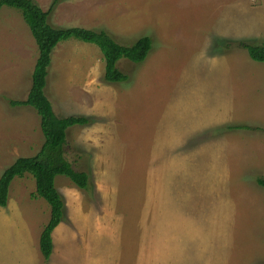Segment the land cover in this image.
Here are the masks:
<instances>
[{"label": "rangeland", "instance_id": "374dc122", "mask_svg": "<svg viewBox=\"0 0 264 264\" xmlns=\"http://www.w3.org/2000/svg\"><path fill=\"white\" fill-rule=\"evenodd\" d=\"M32 1L53 28L103 30L122 46L152 41L142 63L118 61L124 83L104 81L94 45L70 39L51 54L44 91L56 116L89 118L67 130L64 150L94 187L55 178L62 228L79 234L56 247L55 264H264V64L239 46L264 44V0ZM37 56L21 14L2 7L0 175L44 141L36 112L9 105L26 99ZM34 191L29 174L9 186L0 264H49L39 235L50 208ZM85 213L107 218L101 244L114 256L87 254L69 222ZM157 221L172 235L165 247L148 232Z\"/></svg>", "mask_w": 264, "mask_h": 264}, {"label": "trees", "instance_id": "16d2710c", "mask_svg": "<svg viewBox=\"0 0 264 264\" xmlns=\"http://www.w3.org/2000/svg\"><path fill=\"white\" fill-rule=\"evenodd\" d=\"M2 7L14 9L21 14L38 50L26 99L11 100L9 105L30 107L36 112L40 118V131L44 141L36 155L17 158L0 175V207L4 208L7 205L9 186L15 178H22L26 174L32 176L35 191L31 198L44 200L50 208L49 220L39 236V251L47 261L52 253L51 234L65 218L64 199L55 187V178L63 176L85 192L94 189L88 172L76 170L67 159L64 150L67 144V130L74 126L87 125L90 122L89 118L56 116L44 91L51 54L59 43L70 39L94 45L104 61V81L111 84L124 83L128 81V76L118 70V61L124 59L133 64L142 63L151 51L152 41L148 36H143L129 46H122L103 30L53 28L48 24L50 10L42 11L32 0H0V10ZM239 46L247 52L252 61L264 64V44L242 42ZM235 129H246V127L238 126ZM256 183L264 188L263 178H257Z\"/></svg>", "mask_w": 264, "mask_h": 264}, {"label": "crops", "instance_id": "0c3cea01", "mask_svg": "<svg viewBox=\"0 0 264 264\" xmlns=\"http://www.w3.org/2000/svg\"><path fill=\"white\" fill-rule=\"evenodd\" d=\"M105 219H106L104 221L105 226H103V224L101 225V223L99 224L95 223L92 220V213L83 214L80 224L74 220H71V221L68 220L69 222H71L72 226L73 224L80 226V236L84 244V247H86L87 254L89 251L94 252L96 251V249L103 248L105 258H109L110 255L114 256V252L111 253L108 245H106L105 243L101 244V242L104 241L106 238L107 218ZM150 231H155V236L159 239V242L163 243V247L167 245L163 241V239H166L172 236V235H168V230L162 221L161 222L157 221L155 222L154 226L152 227L150 226L148 229V232ZM171 231H172V228L169 229V232ZM146 233H147V229H146ZM69 234L72 235L70 226L62 228V222L53 230L51 234L52 253L49 259L47 260L49 264H55V259L57 258V255L60 257V254H59L60 249L58 250V253L55 254L57 250L56 247L58 248V245H59V248H60V245L62 244V242H65L67 241V239L70 238ZM78 235H79L78 233L73 234L72 235L73 239L78 237ZM105 263H106V259L103 261L102 264H105ZM86 264H101V263L100 262L95 263L93 261H88L86 262Z\"/></svg>", "mask_w": 264, "mask_h": 264}]
</instances>
